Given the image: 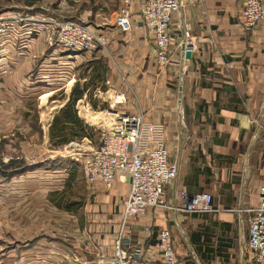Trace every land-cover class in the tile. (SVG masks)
Instances as JSON below:
<instances>
[{
	"label": "crops",
	"instance_id": "0c3cea01",
	"mask_svg": "<svg viewBox=\"0 0 264 264\" xmlns=\"http://www.w3.org/2000/svg\"><path fill=\"white\" fill-rule=\"evenodd\" d=\"M242 4L243 0H183L169 24L173 40L184 28L195 46L183 62L178 63L172 51L166 65L157 63L152 34L135 12L129 31L117 29L113 18L105 23L106 47L70 57L76 62L86 60L88 54L99 59L113 90H124L126 101L120 109L141 111L139 150L152 147L159 137L164 139L169 158L178 163V175L166 187L167 194L178 189L191 193L207 190L219 208L234 207L235 202L238 207L257 204L258 186L264 184V21L244 29ZM24 7L0 11V16L6 12L31 14ZM26 27L31 31L25 37L1 46L6 52L0 55L2 141L14 122L23 121L21 108L28 93L42 87L51 92L56 83L65 80L68 84L72 79L74 84L81 79L75 74L69 78L80 63L73 66L69 55L46 47L38 28ZM79 100L85 107L89 104ZM180 107L184 126L190 130L174 151L173 122ZM0 148L9 155L7 143L1 142ZM2 171L0 264H108L123 216V208L116 202L128 193V176L118 175L102 195L104 203L114 199L111 202L117 204V213L111 214L109 203L101 204L102 210L78 223L67 211H55L47 194L69 184L67 168L46 166L12 177H5ZM192 214L200 216L204 225L215 223V229L231 219V214L222 211ZM166 215L157 208L130 212L125 230L137 242L153 244L157 231L167 227ZM242 215L237 212L239 219Z\"/></svg>",
	"mask_w": 264,
	"mask_h": 264
},
{
	"label": "built area",
	"instance_id": "2783aa9c",
	"mask_svg": "<svg viewBox=\"0 0 264 264\" xmlns=\"http://www.w3.org/2000/svg\"><path fill=\"white\" fill-rule=\"evenodd\" d=\"M119 1L113 19L114 26L129 31L132 14L137 13L142 25L152 34L157 63L166 65L172 51L175 52V60L183 62L186 59L185 52L194 51L195 46L184 28L175 40L169 31L170 20L173 14L180 12L183 0ZM240 12L242 27L251 29L264 21V0H243ZM26 25L40 30L45 45L51 51L59 47L74 52L99 50L106 47L109 41L101 25L85 23L79 19H45L26 12L7 14L0 16L1 56L6 54L1 51L4 43L21 39L31 31ZM105 81L109 83L107 79ZM108 97L110 99L105 110L111 113V119L108 124H97L96 128L101 132L95 144L87 141L86 146L76 152L82 175L90 183H98L107 189L118 175L128 176V193L121 201V225L108 264H186L185 259L176 252L170 228H160L153 244L139 243L132 238L130 231L125 230L126 218L130 212L156 207L174 213H215L219 209L212 202V193L203 190L188 194L178 189L173 195L167 196L166 187L177 177L178 163L169 158L164 139L159 137L152 147L139 150L138 140L143 123L141 111L120 109L126 101L124 91L115 90ZM86 105L89 109L90 105ZM69 146L72 147L71 144ZM258 187L257 204L237 208L244 215L246 245L251 253L252 264H264V184Z\"/></svg>",
	"mask_w": 264,
	"mask_h": 264
},
{
	"label": "rangeland",
	"instance_id": "374dc122",
	"mask_svg": "<svg viewBox=\"0 0 264 264\" xmlns=\"http://www.w3.org/2000/svg\"><path fill=\"white\" fill-rule=\"evenodd\" d=\"M119 2V0H0V11L15 7L22 8L26 5V8L23 9L36 17H45V19L75 18L85 23L101 25L104 30V26H107L105 23L114 19ZM7 14L10 13L6 12L2 15L6 16ZM56 51L61 55H69L71 60V55L81 57L78 54L90 53L68 51L60 47ZM94 51L99 50L91 52ZM93 60L89 54L86 60L85 58L78 60L82 62L72 60L73 66L75 63H80L77 72L75 71L76 66H74V72L71 71L73 73L69 75L70 79L74 77V74L81 76V79L78 78L77 82H74V86H71L73 85L72 79L68 84L65 80L59 79L61 82L55 84L54 91L49 92V88L42 87L41 90L28 93L25 98L27 101L21 108L23 121L21 123L14 122L10 126L8 136L3 141L0 139V145L1 142L7 143L10 150L8 155L5 150L1 152L0 148V169L4 170L2 172L5 177L18 176L27 170L42 169L46 166L67 168L68 174H71L69 184H64L59 187L60 189L49 191L47 194L50 196L55 211L58 209L67 211L78 219V223H83L87 216L102 210L101 204L109 203L111 214L118 212L116 203L120 202L121 204L119 200L116 203L111 202L114 201L111 198L108 202H103L102 195L107 193L105 192L106 188L90 183L83 177L80 161H78L79 155L76 153L86 146L87 141L94 144L97 142L101 130L96 126L99 122H102V125L108 124L105 122L104 110L108 106L110 99L108 96H111L115 91L111 81L109 83L105 81L104 76L107 70L105 66L99 62H93ZM67 65H71V62H68ZM76 94L79 98L89 102V109L82 105L83 102L78 101L79 98L73 101V105L65 107L66 103ZM176 110L173 138L177 143L174 151L178 149V141L182 138L186 139L190 130L184 126V111L181 110V107ZM84 137L86 138L84 139ZM72 143L76 144L74 148L69 147V144L72 145ZM34 147L36 151H34ZM68 147L73 148V151H68ZM37 148H40V151ZM186 192L191 194L188 190ZM167 196L170 195L167 194ZM238 205L235 202V206L231 208L218 207L219 211L231 214V219L228 221L231 224L229 223L227 231L215 229L213 224H209V221L204 225L205 221L201 220L199 215L197 217L192 213L179 211L174 213L165 208H156L168 214V216L166 215L167 227L170 228L172 238H174L176 252L185 259L186 264H252L251 253L246 245L244 215L240 219L237 217ZM205 227L212 231L211 238L208 240V244H199L197 235L202 236L200 232ZM145 228L149 227L145 226ZM194 235L195 239L192 237ZM221 242L229 243L231 246H225L226 251H224L225 249L218 250L219 245L223 246ZM206 245L213 250L206 252ZM216 251L227 252L228 255L225 257V253L218 254Z\"/></svg>",
	"mask_w": 264,
	"mask_h": 264
},
{
	"label": "trees",
	"instance_id": "16d2710c",
	"mask_svg": "<svg viewBox=\"0 0 264 264\" xmlns=\"http://www.w3.org/2000/svg\"><path fill=\"white\" fill-rule=\"evenodd\" d=\"M92 62V61H91ZM93 62H99V63H101L102 64V62L98 59V60H93ZM103 65V64H102ZM104 66V65H103ZM77 81H75V83H76ZM75 83L72 85V86H74L75 85ZM79 98V96L76 94L75 96H73V98H71L70 99V101L69 102H67L66 103V105H65V107H69V106H71V105H73V101L75 100V99H78ZM221 225L219 226V227H217V229H222V231L224 230V231H227V230H229V222H225V221H222L221 223H220ZM215 225V223H213V226ZM209 228L208 227H205V229H202V231L200 232L201 234H202V236L201 235H197V239H198V242L197 243H199V244H208L207 242H208V240L211 238L210 237V234H211V232L212 231H209L208 230ZM200 236L202 237V239L200 240ZM193 237V239H195V235L194 236H192ZM222 244H223V246L221 247V245H219L218 247H217V249L218 250H221V249H225L224 251H226V249L227 248H225V246L226 247H230L231 246V244H229V243H225V242H221ZM213 249H211V247H209L208 245H206V247H205V251L206 252H210V251H212ZM216 252H218V251H216ZM221 253H225V257H227V252H221ZM220 252H218V254H221Z\"/></svg>",
	"mask_w": 264,
	"mask_h": 264
},
{
	"label": "bare ground",
	"instance_id": "6f19581e",
	"mask_svg": "<svg viewBox=\"0 0 264 264\" xmlns=\"http://www.w3.org/2000/svg\"><path fill=\"white\" fill-rule=\"evenodd\" d=\"M105 112H104V116H105V122H109V120L111 119V113H108V112H106V110H104ZM104 122V123H105ZM72 146V145H71ZM70 147V146H69ZM68 147V151H72L73 150V148H69ZM72 147H74V146H72Z\"/></svg>",
	"mask_w": 264,
	"mask_h": 264
},
{
	"label": "water",
	"instance_id": "95a60500",
	"mask_svg": "<svg viewBox=\"0 0 264 264\" xmlns=\"http://www.w3.org/2000/svg\"><path fill=\"white\" fill-rule=\"evenodd\" d=\"M190 56V52L189 51H186L185 52V57L188 58Z\"/></svg>",
	"mask_w": 264,
	"mask_h": 264
}]
</instances>
